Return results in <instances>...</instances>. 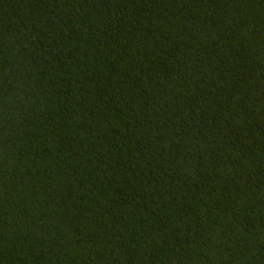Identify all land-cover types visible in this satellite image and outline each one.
Wrapping results in <instances>:
<instances>
[{
    "label": "trees",
    "instance_id": "trees-1",
    "mask_svg": "<svg viewBox=\"0 0 264 264\" xmlns=\"http://www.w3.org/2000/svg\"><path fill=\"white\" fill-rule=\"evenodd\" d=\"M0 264H264V0H0Z\"/></svg>",
    "mask_w": 264,
    "mask_h": 264
}]
</instances>
